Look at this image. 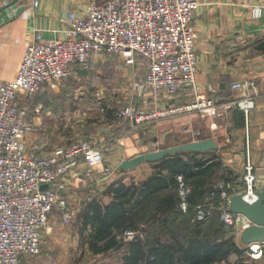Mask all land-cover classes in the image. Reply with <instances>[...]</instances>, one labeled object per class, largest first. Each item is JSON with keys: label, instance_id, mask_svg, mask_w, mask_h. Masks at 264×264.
I'll return each instance as SVG.
<instances>
[{"label": "crops", "instance_id": "0c3cea01", "mask_svg": "<svg viewBox=\"0 0 264 264\" xmlns=\"http://www.w3.org/2000/svg\"><path fill=\"white\" fill-rule=\"evenodd\" d=\"M103 1L38 0V5L33 8L31 0H0V84L14 79L26 45L34 34L37 33L45 41L62 40L68 28L69 13L82 15L91 3ZM196 1L199 6L193 18L195 92L185 89L171 97L158 92L148 96L144 102L130 89L133 81L145 77L148 62L144 58L137 56L132 65H127L119 56H95L90 59L86 70L76 67L71 77L79 82L91 74L98 76L104 71L106 83L119 87L123 94L120 104H102L99 111L95 104L89 106L88 101L78 96L74 100L75 106L70 108L63 101L52 100L55 99L52 93L58 91L59 85L48 87L32 99L23 94L19 96L18 106L27 110L32 130L25 137L29 154L49 155L64 147L65 137L58 132V127L68 115L73 114L79 117L77 128L81 140L88 141L103 153L104 162L99 170L89 171L81 166L77 178L66 176L63 179L65 189L59 191V195L67 203L69 219H77L91 200L107 204L110 199L102 194L109 184L118 180L126 184L140 183L151 173L150 163L140 164L133 170H118L123 161L155 150L203 140H211L216 145V150L205 152L207 154L203 157L215 156L221 162L222 170L232 171L238 177L236 183H240L239 193L245 192L242 178L247 165L253 168L254 190H264V0ZM256 6L261 8L260 16L252 18L251 12ZM245 83L251 86L245 90L232 88ZM245 95L254 103L247 117L235 107L223 110L220 117H202L197 111L185 109L199 99L221 106ZM128 107L137 111H178L134 126L131 119L118 116L120 110ZM135 173H138L137 176H134ZM61 215L54 210L49 222L61 221ZM79 226L78 223L75 228L84 253L87 250L82 245ZM237 241L242 244L236 234ZM92 257L107 258L111 264H120L121 255L112 253L106 257ZM235 259L231 256L229 261ZM29 261L32 264L52 262L50 256L43 253L37 261Z\"/></svg>", "mask_w": 264, "mask_h": 264}, {"label": "built area", "instance_id": "2783aa9c", "mask_svg": "<svg viewBox=\"0 0 264 264\" xmlns=\"http://www.w3.org/2000/svg\"><path fill=\"white\" fill-rule=\"evenodd\" d=\"M38 0H31L35 8ZM196 0H105L91 3L84 14L69 13L64 39L42 40L36 33L26 45L14 79L0 84V264H25V260L40 253L42 236L54 210L69 222L67 203L59 191L65 189L66 176L77 178L78 169L85 166L97 171L104 162L102 151L80 140L58 148L53 154H29L25 137L32 131L28 112L18 106L23 94L32 99L48 87L60 85L72 76L76 67L86 70L95 56H119L132 65L137 56L147 62L143 79L133 81L132 92L144 102L153 93L174 96L185 89L195 88L196 52L194 46V13ZM261 8L252 9V18H259ZM250 83L233 85L245 90ZM237 108L247 117L254 103L245 95L242 99L216 106L212 101L199 99L185 107L204 116L220 117L223 110ZM174 110L137 111L125 108L118 116L129 118L134 126L174 114ZM252 167H245L240 184L219 182L220 205H197L193 213L197 221H205L217 211L222 224L232 227L240 237L242 231L254 226L242 215L228 211L229 197L244 194L253 202L255 177ZM178 209L188 210L189 189L177 177ZM47 185L48 189L41 190ZM135 233H124L125 240ZM244 254L258 260L264 252V240L242 244Z\"/></svg>", "mask_w": 264, "mask_h": 264}, {"label": "trees", "instance_id": "16d2710c", "mask_svg": "<svg viewBox=\"0 0 264 264\" xmlns=\"http://www.w3.org/2000/svg\"><path fill=\"white\" fill-rule=\"evenodd\" d=\"M205 154L169 155L151 163V173L140 183L109 184L102 194L109 202L91 200L77 216L87 252L119 253L120 264H241L244 250L234 240L235 230L221 223L217 211L205 221L193 213L197 205L219 207L218 181L240 184L215 156ZM178 176L189 189L186 213L178 209ZM126 232L135 233L133 239L125 240Z\"/></svg>", "mask_w": 264, "mask_h": 264}, {"label": "rangeland", "instance_id": "374dc122", "mask_svg": "<svg viewBox=\"0 0 264 264\" xmlns=\"http://www.w3.org/2000/svg\"><path fill=\"white\" fill-rule=\"evenodd\" d=\"M98 74V76L91 74L88 78L81 79L79 82H76L73 77L68 78L59 85L58 91L52 93V96L55 97L52 100L63 101L68 107L73 108L76 104L74 100L78 96H82V98L89 102V106L95 104L96 109L99 111L101 106H103L102 104L109 102L119 103L123 96L119 90L120 88L111 87L106 83L104 71ZM38 96L39 94L35 97ZM118 106L120 107L121 105ZM78 120L79 117L75 114L68 115L65 121L63 120V124L59 125L58 128L60 130L58 132L65 137L63 146H70L81 140V136L79 135L80 130L77 128ZM137 174L135 173L134 176H137ZM59 220L48 223L42 236L40 253L33 258L27 259V261L25 260V264H32V261H29L30 259L37 261L42 253L50 256L52 262L49 264H111L107 258L96 259L88 254L87 251L83 253L84 250L80 248V240L75 228L78 225L76 217L70 218L67 223ZM232 235L235 240L236 232H233ZM237 244L242 247L239 241H237ZM230 262L233 263V261ZM239 262L241 264H264V252L258 260H251L243 254Z\"/></svg>", "mask_w": 264, "mask_h": 264}, {"label": "water", "instance_id": "95a60500", "mask_svg": "<svg viewBox=\"0 0 264 264\" xmlns=\"http://www.w3.org/2000/svg\"><path fill=\"white\" fill-rule=\"evenodd\" d=\"M212 150H216V145L211 140L192 142L168 149L155 150L139 155L132 160L123 161L119 164L118 170H133L140 164L156 163L169 155L177 153H205ZM46 189H48L47 185L41 187L42 191ZM254 195L256 199L251 203L244 198V194L232 195L228 200V211L230 213L242 215L254 224V226L242 231L240 234V240L245 245L264 240V190L255 191Z\"/></svg>", "mask_w": 264, "mask_h": 264}]
</instances>
